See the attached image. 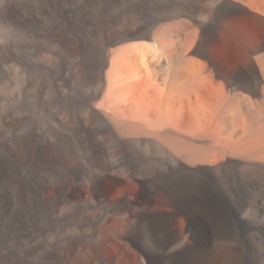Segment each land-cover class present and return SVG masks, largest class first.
Returning a JSON list of instances; mask_svg holds the SVG:
<instances>
[{
    "label": "bare ground",
    "instance_id": "6f19581e",
    "mask_svg": "<svg viewBox=\"0 0 264 264\" xmlns=\"http://www.w3.org/2000/svg\"><path fill=\"white\" fill-rule=\"evenodd\" d=\"M123 2L88 0L81 10L99 36L94 55L73 66L88 89L76 105L82 117L58 130L66 138L82 133L89 159L85 175L76 169L67 187L55 188L69 226L87 227L92 242L113 216L127 227L136 255L105 259L92 246L95 264H264V0H170L162 15L179 21L157 30ZM0 19L8 21L5 10ZM234 23L247 34H218ZM193 25V34H177ZM51 42L28 83L2 63L0 139L17 126L2 112L18 90L39 107L44 75H57L69 52L79 60L87 51L79 34H54ZM35 135L19 143L24 155L0 159L1 195L13 190L24 158L39 176ZM246 230L252 239L241 235ZM82 238L69 248L85 253Z\"/></svg>",
    "mask_w": 264,
    "mask_h": 264
},
{
    "label": "rangeland",
    "instance_id": "374dc122",
    "mask_svg": "<svg viewBox=\"0 0 264 264\" xmlns=\"http://www.w3.org/2000/svg\"><path fill=\"white\" fill-rule=\"evenodd\" d=\"M87 2L88 0H0V11L5 10L9 15L7 22L0 21V77L7 74L2 63L8 60L13 72L21 74L28 83L36 73L35 68L40 67L38 54L40 57L42 48L51 47V37L54 34H79L87 44L84 58L80 57L78 60L74 53L69 52L66 63L60 64L57 75H44V88L39 91L40 108L32 109L25 97L27 90L19 89L2 112L5 118L10 115L14 117L13 124L17 126L7 132L5 139H0V159L5 160L7 155L9 157L22 153L19 143L33 134H36L35 142L38 147L37 152L34 150V155L37 156L39 152V176L34 177L32 174L36 165L24 158L20 162L19 180L13 190H9V193L3 191L4 196L0 194V260L3 259L6 264H95L92 246L97 247V251L105 259L119 255L130 259L136 255L126 238L128 229L120 217L113 216V219L100 224L92 242L86 237L87 227L81 229L69 226L67 203L63 202L61 194L56 191L68 186L70 176L76 169L79 173L82 171L81 175H85L89 167L84 138L81 136L83 134H79V139L69 134V139L61 137L58 131L60 125L69 123L67 126H72L78 117H82L76 105L82 103L88 89L81 88L78 79L76 81L73 77V66L81 65L94 55L92 44L97 43L99 36L95 34L99 28L97 23L84 16L81 11L88 6ZM172 4L170 0H125L123 7L131 5L141 21L149 20L151 27L157 30L168 28V25L172 26L179 21L162 15ZM204 21L207 23L208 18ZM195 28V25L191 29L179 27L177 34H193ZM246 30L244 24L234 23L227 28L226 25L220 26L218 34H247ZM111 34L119 33L112 31ZM77 159L80 162L76 163ZM38 179L39 201L33 197L31 187L36 185ZM41 187L44 188L40 190ZM134 187L130 189L132 197L136 191ZM98 215L97 210L90 214L96 221L101 220L102 215ZM178 228L179 231L182 229L181 223ZM241 235L252 239L255 233L246 230ZM80 236L83 237L81 247L86 250L83 254L69 248Z\"/></svg>",
    "mask_w": 264,
    "mask_h": 264
}]
</instances>
